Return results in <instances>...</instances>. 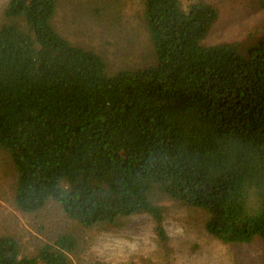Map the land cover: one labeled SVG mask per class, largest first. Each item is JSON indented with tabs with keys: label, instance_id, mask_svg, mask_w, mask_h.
Returning <instances> with one entry per match:
<instances>
[{
	"label": "trees",
	"instance_id": "1",
	"mask_svg": "<svg viewBox=\"0 0 264 264\" xmlns=\"http://www.w3.org/2000/svg\"><path fill=\"white\" fill-rule=\"evenodd\" d=\"M143 7L150 62L111 75L53 29L55 0L9 1L0 152L12 202L31 215L55 201L85 228L145 213L167 243L166 198L205 211L220 243L264 252V40L207 43L219 19L208 0ZM74 244L62 235L28 258L0 237V264H69Z\"/></svg>",
	"mask_w": 264,
	"mask_h": 264
},
{
	"label": "rangeland",
	"instance_id": "2",
	"mask_svg": "<svg viewBox=\"0 0 264 264\" xmlns=\"http://www.w3.org/2000/svg\"><path fill=\"white\" fill-rule=\"evenodd\" d=\"M9 1L0 0V27ZM208 1L217 7L219 19L207 43L264 40V0ZM144 16L143 0H55L51 25L72 46L99 55L113 75L150 62ZM9 172L6 156L0 152V237L17 240L21 256L36 257L39 246L69 235L75 241L72 250H66L69 264L262 263L258 240L249 246L224 245L207 233L205 211L166 198L158 204L163 208L167 243H160L154 221L145 213L105 228H85L69 220L55 201L40 212L23 214L6 187Z\"/></svg>",
	"mask_w": 264,
	"mask_h": 264
},
{
	"label": "crops",
	"instance_id": "3",
	"mask_svg": "<svg viewBox=\"0 0 264 264\" xmlns=\"http://www.w3.org/2000/svg\"><path fill=\"white\" fill-rule=\"evenodd\" d=\"M260 257H261V260H262V263L261 264H263V262H264V252L263 251H260ZM245 263V262H244Z\"/></svg>",
	"mask_w": 264,
	"mask_h": 264
}]
</instances>
